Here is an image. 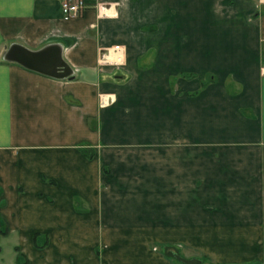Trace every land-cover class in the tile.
<instances>
[{
	"label": "crops",
	"instance_id": "0c3cea01",
	"mask_svg": "<svg viewBox=\"0 0 264 264\" xmlns=\"http://www.w3.org/2000/svg\"><path fill=\"white\" fill-rule=\"evenodd\" d=\"M61 1L0 0V220L28 264H264V0Z\"/></svg>",
	"mask_w": 264,
	"mask_h": 264
},
{
	"label": "rangeland",
	"instance_id": "374dc122",
	"mask_svg": "<svg viewBox=\"0 0 264 264\" xmlns=\"http://www.w3.org/2000/svg\"><path fill=\"white\" fill-rule=\"evenodd\" d=\"M0 264H28L29 259L23 249L21 248L23 237L28 235H21L15 228H11L9 223L4 217L0 220ZM32 241L36 247L43 248L47 244V235L45 233L36 232L32 235ZM181 246L180 243H178ZM38 245V246H37ZM154 249H158L164 253L171 262L177 264H191L185 262V260H190L194 264H209L207 259L202 257L192 255L185 256L181 252L180 248L174 243H154ZM192 263V264H193Z\"/></svg>",
	"mask_w": 264,
	"mask_h": 264
},
{
	"label": "water",
	"instance_id": "95a60500",
	"mask_svg": "<svg viewBox=\"0 0 264 264\" xmlns=\"http://www.w3.org/2000/svg\"><path fill=\"white\" fill-rule=\"evenodd\" d=\"M4 58L52 77H74L71 66L61 55L60 45L56 43H50L38 49H30L19 43H11L4 52ZM185 262L193 263L190 260H185Z\"/></svg>",
	"mask_w": 264,
	"mask_h": 264
},
{
	"label": "built area",
	"instance_id": "2783aa9c",
	"mask_svg": "<svg viewBox=\"0 0 264 264\" xmlns=\"http://www.w3.org/2000/svg\"><path fill=\"white\" fill-rule=\"evenodd\" d=\"M85 8V0H62L60 5L61 14L64 19L81 15Z\"/></svg>",
	"mask_w": 264,
	"mask_h": 264
},
{
	"label": "trees",
	"instance_id": "16d2710c",
	"mask_svg": "<svg viewBox=\"0 0 264 264\" xmlns=\"http://www.w3.org/2000/svg\"><path fill=\"white\" fill-rule=\"evenodd\" d=\"M18 264H22V263H18ZM251 264H256V263H251Z\"/></svg>",
	"mask_w": 264,
	"mask_h": 264
}]
</instances>
